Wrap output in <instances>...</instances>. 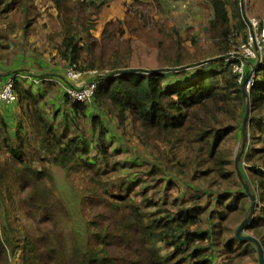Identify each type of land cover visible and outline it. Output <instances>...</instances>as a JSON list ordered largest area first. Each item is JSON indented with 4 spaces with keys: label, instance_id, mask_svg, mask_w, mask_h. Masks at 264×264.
<instances>
[{
    "label": "trees",
    "instance_id": "1",
    "mask_svg": "<svg viewBox=\"0 0 264 264\" xmlns=\"http://www.w3.org/2000/svg\"><path fill=\"white\" fill-rule=\"evenodd\" d=\"M49 1L61 27L53 34V39L60 38L54 48L67 65H76L82 72L95 71L97 75L92 81L97 87L90 106L72 100L65 92L69 99L66 98L68 107L64 116L70 115L76 123L70 135L44 114L40 96L32 88L39 84V79L32 78L30 86L25 87L28 75L24 76V70L12 73L16 77L14 104L26 116L39 147L32 152L29 136L18 128L13 137L3 120L6 136L0 142L5 145L8 157L0 163V264H11L16 254L21 264H216V258L221 259V264H253L252 261L259 264L256 244L238 238L237 228L231 227L245 218L251 204L240 180H236V189L216 193L215 208L207 219L211 225L204 231L193 229L205 219L200 205L150 210V204L157 201L145 196L137 202L133 195L137 178L117 181L106 169L113 149L118 151L113 148L117 138L112 132H104L111 129L106 128L109 123L103 121L98 110L107 109L117 119L118 126L131 127L132 135L145 147L153 146L167 159H171L174 150L173 138L187 127L188 135L195 133L210 146L208 152L215 156L214 171L218 176L223 180L232 178L235 170L224 166L232 164L233 159L224 158L220 151L223 142L235 132V125L200 124L198 114L208 104L229 108L234 98L245 103L246 110L243 85L232 67L242 59L226 58L233 49L235 32L247 39L248 21L241 12L240 0H236L235 26L227 0H210L213 11L210 32L225 42L221 56L215 58L219 66L184 82L171 79L182 72L184 65L180 36L171 49L173 67H131L125 64L130 54L122 52L131 44L129 40L123 41L124 20L107 21L97 36L83 0L73 5L69 0ZM147 1L136 0V3L143 4L146 11L153 10L156 2ZM106 5L107 2L96 5V12L100 13ZM19 7L22 12L15 21L11 11L18 14ZM0 8V17L7 21L0 28V38L6 39L17 30L28 33L43 15L31 0H0ZM174 34L179 35L178 31ZM248 94L251 111L248 138L254 141L250 151L264 153V63L258 67ZM193 114L196 119L190 118ZM89 115L98 129L99 154L93 158H86L88 142L79 122V118ZM68 121L67 118L65 122ZM162 143L170 147L164 149ZM255 143L262 146L257 148ZM34 157L67 171L83 169L85 187L78 190L67 181L66 190L58 192L59 181L53 170L36 165ZM249 165L248 182L257 203L244 233L248 231L264 248V164ZM203 173L208 175L206 170ZM204 242L209 246H204Z\"/></svg>",
    "mask_w": 264,
    "mask_h": 264
},
{
    "label": "rangeland",
    "instance_id": "2",
    "mask_svg": "<svg viewBox=\"0 0 264 264\" xmlns=\"http://www.w3.org/2000/svg\"><path fill=\"white\" fill-rule=\"evenodd\" d=\"M77 1L79 0H69L72 5ZM83 1L85 2L86 14L95 26L92 31H96L99 24L98 20H101L106 9L103 11L104 8H102L101 12L97 13L95 9L96 5L91 4L89 0ZM152 1L156 2L155 6L153 10L148 9V11H146L143 4L136 3V0H130L125 3V15L123 18H119L124 20L126 31L123 35V41L129 40L131 43L129 49L123 48L122 51L123 54H130L125 64L131 67L146 69L173 67L174 62L170 59L173 52L171 49L175 47L177 39L180 36L178 41L184 47L183 55L185 56V60L183 68H181L182 72L177 76L172 75V81H188L219 66L215 58L221 56L225 42L222 39L214 38L210 32V21L213 17L210 0H149L147 2L150 4ZM31 2L37 6L39 11H42L46 15L47 21L51 26L50 28L54 29L57 20L54 18L55 8L50 1L31 0ZM227 2L229 12L233 18L232 25L235 26L238 20V17L235 16L237 3L236 0H227ZM240 6L243 17L247 21L251 18L264 20V0H240ZM15 11H11V14L13 13V19L17 21L22 8H18V14H15ZM6 24L7 21L0 17V28ZM43 29L46 30V33L38 32V28L30 32L29 36H33L32 39L28 37V40L32 41L27 42H31V44L23 41V45H26V47H19L14 42L10 44L6 40V37L0 38V75L5 76L7 75L5 72H14L17 69L24 70L23 67L27 66L29 61H32V54L36 58H39V62L33 66L35 68H32L37 73H31L33 76H36L34 78L39 79V84L38 86H33V88L37 91V97L40 96L41 106L46 117L50 118V120L52 119L59 129L62 131L66 130L71 135L75 130L76 123L71 120L70 115L64 116V111L66 112L68 107L66 100L69 99L65 95L66 87L70 84L76 85V87L85 86L97 74L92 71H85L77 81L72 82L68 80L66 78V71L70 65L65 66L61 70L58 63L59 59L54 50L46 49V47L42 46V40H45L48 28ZM175 31H178L179 35L174 34ZM234 35L236 37L233 38V49L230 50L229 55L226 57L231 61L236 58L237 54H243V46L246 41L242 34H236L235 32ZM15 38L22 43L23 35L17 33ZM58 39L60 38H56V40ZM36 40H38L39 44H36ZM122 45L126 46L127 44ZM17 59L22 60L18 62L16 61ZM57 72L62 74H58ZM49 73H53L52 76ZM57 74L60 77H56ZM58 81H62V84H59ZM13 106L15 108L13 117L6 116L5 110L0 107V140L6 136L3 134L5 132L4 120L8 124V132L13 137L18 128L29 136L32 152H35L39 147V141L32 127L29 126L28 121H25L26 116L22 113L20 106L14 103ZM98 110L103 115V121L109 123L106 128L111 129V131L106 130L104 132H112L117 138L115 144H113V148L116 147L118 151L113 149L115 150L113 151V156L108 159L105 166L110 175L116 178L117 181L125 177L137 178L133 195L137 202H141L145 196L157 201L156 204H150L148 208L150 210L159 211L162 208L174 209L177 206L184 204L191 205L192 203L200 205L203 210L202 217L205 219L203 223L193 227V229L204 231L209 228L211 221L207 219L210 212L215 208L214 199L216 193L227 188H237L236 180H239V177L235 167V157L242 140V127L246 112L245 103L240 99L234 98L229 108L222 109L218 108L215 104H208L198 114L200 124L208 123L210 125L221 126L231 123L236 127L235 132L223 142L220 151L221 156L224 158L233 159L232 164L224 166L227 170H235L234 176L228 180L221 179L217 172L214 171L216 159L214 155L208 152L210 146L199 136L196 137L195 133L192 136L188 135L187 127L182 129L173 138L174 150L171 151V159H167L153 146L145 147L137 137L132 135L131 127L122 129V127L118 126L117 119L107 112V109ZM250 115L251 111L248 123ZM67 118L70 120L68 123L65 122ZM190 118L196 119L197 117L193 114ZM79 122L88 142L86 158H93L99 154L97 151L98 129L95 127L91 115L79 118ZM189 137H191L192 141H189ZM118 138L122 141L120 142ZM253 144L254 141L248 138L241 157V168L247 180L248 175H250L248 171L249 164H264L263 152L251 153L252 151L250 150L254 148L252 147ZM261 146V144L255 143V147ZM169 147L170 145L162 143V148L168 149ZM6 150L5 145L0 142L1 164L7 160L8 155ZM33 160L36 165H45L53 170L54 176L59 181L57 186L58 192L62 193L66 190L67 181L74 184L78 190H82L85 187V183L83 182L85 173L83 169L67 171L59 165L54 163L49 164L38 157H34ZM127 161H131L132 164ZM180 162L183 166H181ZM204 170L208 172V175L203 173ZM144 186L145 188H143ZM251 187L257 188L254 184H251ZM67 191L68 194L71 193L70 189H67ZM242 221L232 223L231 227L233 230ZM245 233L250 234L248 231ZM203 245L207 247L209 243L204 242ZM252 262L256 264L254 261ZM215 263L221 264V259L216 258ZM11 264H21L19 254L13 257Z\"/></svg>",
    "mask_w": 264,
    "mask_h": 264
},
{
    "label": "built area",
    "instance_id": "3",
    "mask_svg": "<svg viewBox=\"0 0 264 264\" xmlns=\"http://www.w3.org/2000/svg\"><path fill=\"white\" fill-rule=\"evenodd\" d=\"M243 48V54H237L235 56H239L242 61L232 64V67L238 73L239 81L242 85L245 84V91L249 92L256 78L258 67L264 63V20L256 18L248 20L247 39ZM92 72L96 73L95 71ZM82 74L83 72L80 71L76 65H70L66 71V78L75 82ZM15 80L16 77L13 74H9L5 77L0 75V105L15 103L17 99V95L14 91ZM96 87L97 83L95 81H91L89 84L81 87L70 84L66 87V92L72 100L80 101L90 106L94 100Z\"/></svg>",
    "mask_w": 264,
    "mask_h": 264
},
{
    "label": "crops",
    "instance_id": "4",
    "mask_svg": "<svg viewBox=\"0 0 264 264\" xmlns=\"http://www.w3.org/2000/svg\"><path fill=\"white\" fill-rule=\"evenodd\" d=\"M89 1H91L90 3L93 4L94 6L95 5H100L102 3L107 2V5L103 9V11L106 9L105 12H104V15H102L101 20H98V22H99V24L97 25L98 28L96 29V31H93V33L95 35L99 36L101 34V32H102V29H103L104 24L107 21L112 20V19H117V18H123V16L125 15V9H126L125 3L129 2L130 0H119V1L118 0H89ZM56 15H57V13L55 11L54 12V18L55 19H56ZM50 27L51 26L49 25V22L47 21V17L43 13V15L39 19V21L37 23H35L32 27H30V30L28 31V33H24L23 30H17L13 34L9 35L6 40H8V42L10 44L14 42L19 47H21V46L22 47H26V45H23V43L24 42L25 43H28L27 41H32V40H28V37L30 39H32V36H33V35L29 36L30 35V32H32L33 30H36L38 28V32H45L46 33V30H44L43 28H48L47 29V35H46L47 38L45 37V40H42V46L46 47V49L49 48L51 50H54V53H56V55H57V57L59 59L58 60V63L60 64V68L62 70L65 66H67V62L64 59H62V57L60 56V54H58L59 53L58 50L54 48V45L57 43V41L59 39L58 40L53 39L54 38L53 37V34L56 33L55 31L56 30H58V31L61 30L60 23H55L54 29H52ZM17 33H20L21 35H23L22 43L19 42L15 38L16 35H17ZM34 35H35V33H34ZM28 44H31V42L28 43ZM36 44H39L38 43V40H36ZM31 57H32V61H29L28 65L25 66V67H23L24 68L23 74H26V76L28 75V82L25 81V87L30 86V85H28L26 83H30V81L32 80V78L36 77V76H33L31 73H37V71L36 70H33L32 68H35L33 66L37 62H39V58H36V56L33 55V54H32ZM20 60H22V59H17L16 61L19 62ZM28 66H29V68H28ZM25 68H27V69H25ZM8 71H10V70H8ZM18 71H20V70H18ZM54 71H56V70H54ZM11 73H13V72H5V74H7V75H9ZM57 73L58 74H62V73H59V72H57ZM49 74H50V76H52L53 73H49ZM7 75H5V76H7ZM45 76H47V75H45ZM55 80H56V78H55ZM58 83L59 84L60 83L62 84V81H58ZM34 86H38V85H34ZM40 88H43V87H40ZM34 91H35V89H34ZM0 107H2L5 110V115L6 116H11L12 117V115H14L13 112H14L15 108H14L13 105H2V106L0 105ZM6 118H9V117H6Z\"/></svg>",
    "mask_w": 264,
    "mask_h": 264
},
{
    "label": "water",
    "instance_id": "5",
    "mask_svg": "<svg viewBox=\"0 0 264 264\" xmlns=\"http://www.w3.org/2000/svg\"><path fill=\"white\" fill-rule=\"evenodd\" d=\"M244 88H245V84H243V89ZM244 94H245V98H246V112H245V116H244V120H243L241 145H240L239 151L237 152L236 157H235V167H236V171H237L239 180L241 181L244 188L246 189V191L250 195L251 204H250V207L246 213L245 218L237 227L236 236L240 239L249 240V241L255 243L257 246V249H258L259 264H264V248L261 245L260 241L257 238H255L254 236L244 233V230L252 221V218L254 216L255 209H256V203H257L256 196L251 191L249 182H248V180H247V178H246V176L243 173L242 168H241V157H242L243 152L245 150V144L248 140V126L247 125H248V118H249V113H250L249 94H248V92L245 91V89H244Z\"/></svg>",
    "mask_w": 264,
    "mask_h": 264
}]
</instances>
